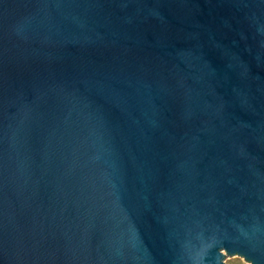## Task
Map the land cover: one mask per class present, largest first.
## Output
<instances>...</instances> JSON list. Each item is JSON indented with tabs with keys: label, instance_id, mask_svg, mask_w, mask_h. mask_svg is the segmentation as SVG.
<instances>
[{
	"label": "water",
	"instance_id": "95a60500",
	"mask_svg": "<svg viewBox=\"0 0 264 264\" xmlns=\"http://www.w3.org/2000/svg\"><path fill=\"white\" fill-rule=\"evenodd\" d=\"M264 264V0H0V264Z\"/></svg>",
	"mask_w": 264,
	"mask_h": 264
},
{
	"label": "rangeland",
	"instance_id": "374dc122",
	"mask_svg": "<svg viewBox=\"0 0 264 264\" xmlns=\"http://www.w3.org/2000/svg\"><path fill=\"white\" fill-rule=\"evenodd\" d=\"M227 264H252L250 261L246 260L244 257L239 259H234L227 254Z\"/></svg>",
	"mask_w": 264,
	"mask_h": 264
}]
</instances>
